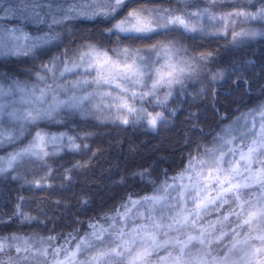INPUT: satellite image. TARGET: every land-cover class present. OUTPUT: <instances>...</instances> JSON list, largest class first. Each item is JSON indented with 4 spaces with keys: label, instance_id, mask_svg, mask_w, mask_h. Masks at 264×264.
<instances>
[{
    "label": "trees",
    "instance_id": "obj_1",
    "mask_svg": "<svg viewBox=\"0 0 264 264\" xmlns=\"http://www.w3.org/2000/svg\"><path fill=\"white\" fill-rule=\"evenodd\" d=\"M0 3L3 7H10L16 6L19 0H0ZM38 3L43 5V23L17 15L0 20V25L5 29L23 27L29 30L32 25L34 31L45 32L53 38L28 55L4 52L5 44L4 54L0 55V80L31 79L42 64L65 50L75 52L83 43L93 42L107 50L117 47V38H109L104 31L108 23L103 18L86 19L69 14L71 18L62 19L65 14L62 9L76 6L80 0H38ZM190 3L206 5L205 0H190ZM48 5H51L52 11L44 15L49 12ZM141 5L184 7L176 5L174 0H132L131 7ZM192 8L194 7H189L188 11ZM217 10H233L231 0H223ZM124 11L126 10H122V14ZM3 15L0 11V16ZM53 15L62 19V22L52 24ZM251 26L260 27L255 23ZM207 33L209 32L184 33L177 30L155 36L151 41L175 42L187 49L185 53L189 56L206 51L215 54L207 69L187 79L183 87L175 88L166 107L156 105L163 110L165 118L158 121L155 128L143 120H129L125 125L115 118L101 117L94 113L82 115L79 111L69 109L61 110L57 116L61 123L40 122V126L47 130L64 131L78 137L77 143L81 144V150L65 148L59 155L49 157L47 165L37 161L0 175V237L10 238L15 235L21 240L9 239L10 243L21 244L27 239L33 246V252L28 254V260L22 264H42L50 259L51 255L43 257L38 252L39 240L47 237H56L50 242L53 247L62 246L73 250L78 239H83L92 231L89 223L106 228L111 221L104 219V213L112 215L113 209L123 212L120 205L128 203L126 198L129 195L136 199L142 198L159 179L174 177L188 167L190 154L196 157L203 153L204 147L198 152L197 145L211 148L214 137H219L226 125L264 103V37L245 38L233 44L230 37ZM147 43L149 42L120 41L121 46L144 47ZM216 69H222L224 76L213 81L208 71ZM201 89L204 91L201 92ZM85 133L91 135L85 136ZM28 138L29 134L25 132L23 137L13 143L5 142L0 150L19 147ZM84 144L88 147L84 148ZM77 163H86V166L74 168L73 165ZM48 166L52 170L48 180L52 187L42 189L33 186L30 181L40 179ZM69 169L70 172L67 171ZM140 172L145 175H137ZM250 190L257 196L260 194L258 188ZM17 204L34 219L26 221L21 216L13 215ZM226 206L234 209L235 204H225L219 210L213 205L212 209L199 216L196 225L191 228L196 229L198 224L201 225L202 232L209 241L221 232H226L227 235L222 240L212 242L210 249L207 244L200 245L193 241L184 251L191 250V256L195 257H185V260H191V264H200L202 259L206 262L204 264H211L214 257L220 260V264H249L244 254L233 253V250L229 252L234 239L233 229L236 236L242 237L246 234L248 225L237 227L236 216H229L225 220L224 216L229 210ZM120 218L117 216L116 220ZM250 227L258 229L259 233L264 232L262 221H254ZM69 233H72L71 237ZM246 236L248 242H251L257 234ZM245 238L244 236L237 241ZM179 248L170 244L166 249H157L149 257V264H174L173 258L177 256ZM214 248L216 252L212 253V257L206 255L205 249L211 252ZM239 249L236 247L234 250ZM51 251L52 247H49V253ZM165 251L171 252V256L167 261H161L159 257L168 254ZM11 255L15 257L17 253L12 250ZM89 257L88 253L81 252L73 259L80 261Z\"/></svg>",
    "mask_w": 264,
    "mask_h": 264
},
{
    "label": "snow or ice",
    "instance_id": "obj_2",
    "mask_svg": "<svg viewBox=\"0 0 264 264\" xmlns=\"http://www.w3.org/2000/svg\"><path fill=\"white\" fill-rule=\"evenodd\" d=\"M174 2L176 5H183L184 7H149L144 5L131 7L132 0H80L78 5L62 9L65 13L62 19L71 18L69 14L82 16L86 19L103 18L108 23L104 31L109 38H117V47L106 50L96 43L88 42L83 43L80 49L75 52L70 53L69 50H65L61 56L54 57L47 64H42L39 72L35 73L36 79L45 84L43 88L35 85L32 88H28L20 81H13L14 87H10L8 93L10 94L14 90L26 93L30 99L24 101L22 96L21 100L22 102L30 103L32 107L20 114V110L15 108L7 111L6 106L0 103V146L5 142L13 143L23 137L25 132H28L31 140L26 146L9 153L6 157L0 156V175L9 170H16L19 167L34 164L37 161L47 165L49 157L59 155L65 148L72 151L81 150V144L77 143L78 137H73L63 132L53 133L46 131L40 126V122L61 123L62 121L58 120L57 116L63 109L79 111L82 115L86 114L89 111L86 102L90 103L92 97L96 94L87 91V86L96 85L99 88L102 84H115L116 88L122 89L123 92L127 93L130 89L120 83V81H127L132 85L143 84L148 90L139 94L140 100H144L145 97H151L156 105L166 107L174 87L176 85L183 87L186 79H191L198 75L201 70L207 69L214 58L215 54L211 51L199 52L196 55L189 56L183 66L167 62V71H161L160 68L151 69L150 59L148 56L142 55L143 53L155 55L159 59L161 52L168 57L175 47V42L171 41L151 43L155 36L165 35L177 30H182L184 33H196L197 31L205 33L204 24L207 23L214 29L213 32L207 34L225 38L230 37V42L233 44L239 43L245 38L264 37V0H231L234 10L220 13H217L216 9L223 3V0H205L207 5L205 7L192 5L190 0H174ZM189 7H196L197 10L188 11ZM48 8L49 12L44 13V15H48L52 11L51 5H48ZM250 8L254 10H249ZM37 9H40V11ZM122 10L126 11L122 14ZM0 11L4 13L3 16H0V20L19 15L37 23L44 22L42 16L43 5L39 4L38 0H19L16 6L10 7H3L2 3H0ZM62 19H58L53 15L51 16V23L59 24ZM254 23L259 24L260 27H252L251 25ZM244 25H249V27ZM5 32L8 33L9 54L28 55L33 49L40 47L53 38L47 34L34 36L19 28L5 29L0 25V55L4 54ZM121 39L149 43L144 47H136L134 45L121 46ZM184 51L187 52V49H184ZM109 52L115 54L117 59H113ZM138 60L140 63L137 62ZM81 67L84 68L85 74H81L80 79L68 81L67 83H57L55 87L48 83L49 75L53 81H56L58 77L62 78L66 73L73 72ZM90 69L95 70L92 79H89L87 75ZM150 71L154 72V78L149 75ZM208 75L211 80L215 81L222 79L224 73L209 70ZM146 76L149 77L150 87L145 83ZM57 89L64 92L66 98H61ZM77 90L81 94L78 95ZM160 90L164 91L161 93ZM203 91L201 89V92ZM37 92L39 95H37ZM5 94L3 86L0 85V97ZM102 95L111 96L112 93L104 92ZM136 96L137 93L132 91L131 97L135 99ZM117 99L120 101L116 106L118 110L126 109L128 113H135L137 120L144 119L153 128L156 127L158 121L165 118L163 112L153 114L144 108L136 109L128 103L127 97L118 95ZM93 107L99 108V105H93ZM172 111L174 112V110ZM254 114H259L261 117L259 133L254 134V138L248 143L246 151L243 148L239 151V159L225 160L229 153L233 154V156L236 154V149L234 148H228L225 151V145H231L232 140L214 137L213 148L197 145L198 152L201 147H204L203 153L196 157H192L190 154L188 167L179 173L178 176L172 178L173 180L183 179L186 173H194V175H188L190 184L181 185L182 191L178 190V195L182 199L186 196L190 197L193 207L191 211H187V199H183L184 207L177 212L176 216L168 217L169 219L183 226L191 218V223L195 224L200 212L206 210L209 205H216L219 210L225 204L234 203L236 208H239V211L230 209L228 214L224 216L225 220L229 216H236L239 221L237 227L240 228L244 225H252L254 221H264V104L259 105L248 113L249 116ZM5 117L10 121H23L24 123L19 124L14 132L6 134L3 129ZM116 119L125 125L129 123L128 118L124 115H118ZM27 126H31V128ZM253 127H255L254 121ZM84 135H91V133H85ZM83 147L87 148L88 145L84 144ZM225 163L227 167H224ZM253 164H258L259 167L254 169L252 167ZM85 166L86 163L73 165L74 168H83ZM67 171L70 172L71 169ZM244 173H248V175H243ZM51 175L52 170L48 166L40 179H34L30 183L42 189L51 188L52 185L48 182ZM137 175L144 176L145 173L140 172ZM238 177L240 178L238 179ZM67 178L71 179L70 176ZM170 187H173V185L165 181L159 188L155 189V192H163L164 195H144L140 199L129 195L126 198L128 203L120 205L124 210L123 212L113 209L111 210L112 215L104 213V219L113 222L116 221L117 216L127 219L131 210L130 205L135 206L147 203L148 210L150 212L154 211L155 204L167 199V189ZM254 188H258L260 194L255 200H252L248 197L255 195V193L244 190ZM213 191L215 192L214 196L211 194ZM84 202L86 203L87 201ZM164 207H168V205L164 204L162 210ZM13 215L21 216L26 221L34 219L25 213L19 204L16 205ZM161 219H163V216ZM88 226L92 231L83 239H78L74 249L70 252L62 246L53 247L50 242L54 241L56 237H47L39 240V255L43 257L51 255L53 257L51 264H65V262L67 264H149V257L157 249H166L172 244L173 246L180 245L179 254L173 258L174 264H183L184 250L193 241L198 242L200 245L207 244L210 249L212 242L222 240L227 235L226 232H221L209 241L204 232H200L197 235H188L185 241L179 239L160 241L156 231H150L144 232V236L149 238L150 243L147 246L142 243L139 248H135V236L140 235L141 231L148 227V225H139L133 227L132 232L128 234L132 237L131 239H124L125 233L123 228H121L115 232L114 240L106 242L110 243L111 246L102 248L95 245L93 239L89 237L94 238L96 241H104L103 233L107 232L108 229L96 223H89ZM111 226L115 227L114 224ZM161 227L171 229L172 224L163 225L156 220H151L152 229L158 230ZM233 234H236L235 229H233ZM68 235L71 237L72 233ZM9 239L11 241L21 240L20 237L15 235L10 238L0 237V264H22L23 261H27L28 254L33 252V246L29 240L25 239L21 244H16L10 243ZM254 239L261 241V244L259 246H251L246 255L254 259L255 264H261L260 254L264 252V234L257 235ZM238 243L247 244L248 238L246 237L243 241H233L229 252L235 249ZM49 247H52L51 253H49ZM12 250L17 253V256L11 255ZM89 250H94L95 254L80 261L73 259L81 252ZM61 252L64 253V258L57 260L56 257ZM169 256H171V252H168L166 256L159 257V259L167 261ZM116 258H119V260ZM42 264H49V262L45 260ZM200 264H203V261Z\"/></svg>",
    "mask_w": 264,
    "mask_h": 264
},
{
    "label": "rangeland",
    "instance_id": "obj_3",
    "mask_svg": "<svg viewBox=\"0 0 264 264\" xmlns=\"http://www.w3.org/2000/svg\"><path fill=\"white\" fill-rule=\"evenodd\" d=\"M205 6H207V5H205ZM205 6H203L201 4L199 5V7H205ZM153 7H157V6H153ZM196 10H197L196 7H194L189 11H196ZM249 10H254V9L250 8ZM230 11H232V10H230ZM220 12H226V11L217 10V13H220ZM244 26L249 27V25H244ZM204 27L206 29L205 32H213L214 31V29L211 27V25H209L207 23L204 24ZM12 28L22 29L23 31L28 32L34 36L35 35H45V32L34 31V29H33L34 26H32V25L30 27V30L23 28V27H6V29H12ZM237 30H239V29H237ZM4 37H5V44H6V47L4 48L6 51H4V52H7V51H9V47H10V44L8 42V33L7 32L4 33ZM21 43H23V42H21ZM109 54L113 56V59H117L115 54H113L111 52H109ZM142 55L149 57L151 69L160 68L161 71H167V68H166L167 62L177 64L178 66H183L185 61L189 57V55H187L185 53L183 47L180 44H176V43H175V47L173 48L172 52L169 54L168 57H166L163 52L160 53L159 59H157V57L155 55L148 54V53H143ZM59 56H61V54L55 55V57H59ZM137 62L140 63L139 60ZM47 63H45V64H47ZM162 66H164V67H162ZM94 71H95L94 69H90L89 72L87 73L89 79H92V76L94 75ZM212 72H223V70L222 69H216ZM41 74H43V73H41ZM81 74H85L83 67L78 68V69L74 70L73 72L66 73L65 76L62 78L58 77L56 81H53L51 79V76L49 75L48 83L52 84L53 87H55V85L57 83H67L68 81L80 79ZM149 75L152 76V78H154V72L150 71ZM13 81H20L21 83L26 85L28 88H32L34 85L39 87V88H43V87H45V84L41 81H38L36 79L35 75L31 79H26V80H17L14 78H11V79L5 80V81L0 80V85L3 86L5 93H6L3 97H0V103L4 104L6 106L7 111H11L13 108H15V109L20 110V114H23V111L31 108L32 105L28 102H22L21 97L22 96L24 97V101H28L30 98L26 93H21L18 90H14L12 93L9 94L8 89L10 87H14ZM120 83H122L126 87H128L130 89V91L125 93L122 91V89L116 88L115 84H112V85L102 84L99 88H97L96 85L87 86V91L96 93L92 97L90 103L86 102V106L89 109V111L87 113H94V114L101 116V117H108V118H115V119L118 115H124L128 118V120L139 121L136 119L135 113H128L126 109H119V110L117 109L116 106L120 103V101L117 99L118 95L127 97L128 103L133 105L138 110L140 108H144L148 112H152L153 114H155L156 112H163V110L161 108L156 106L155 102L152 101L151 97H145L144 100H140L139 94L142 91L148 90V88L145 85H143V84L142 85H132V84L128 83L127 81H120ZM145 83L148 85V87H150V80H149V77H147V76L145 77ZM180 87H181L180 85H176L174 87V89L172 90V93L174 92L175 88H180ZM57 91L59 92V95L61 98H66V94L64 92H61L59 89H57ZM132 91H135L137 93V96L135 99H133L131 97ZM160 91L162 93L164 90H160ZM104 92H111L112 95L111 96L102 95V93H104ZM77 94L79 95V94H81V92L79 90H77ZM37 95H39L38 92H37ZM97 104L99 105V108L93 107V105H97ZM250 112H252V110L249 111L248 113H250ZM248 113H245L238 120H235L233 123L226 125L223 128V131L221 132V134L219 135V137H223L225 140H232L231 145H225V151H227L228 148L236 149L235 156H233V154L229 153L225 157L226 161L231 160V159H239V151L242 148L246 151L248 143H250V141L254 138V134L259 133V123L261 120L260 115L254 114L253 116H249ZM141 120H143L147 123L146 120H144V119H141ZM253 121L255 123V127H253ZM23 123H24L23 121H19V122L10 121L7 119V117H5L4 122H3V129H4L6 134L8 132H14L15 129L19 126V124H23ZM43 129L46 131H49V132H53V133H60V132L67 133L64 131H50V130H47L45 128H43ZM68 135H70V134H68ZM30 140H31V136L29 135V138L26 139L25 142H23V144L21 146H19V147L17 146L15 148H11V147L6 148L3 151L0 150V156L6 157L9 153L14 152L21 147L26 146L30 142ZM213 147H214V145L211 148H213ZM49 150H50V147H49ZM241 163H243V162H241ZM224 167H227L226 163H225ZM252 167L255 169L256 167H259V165L253 164ZM19 168H21V167H19ZM183 170H181L179 173H181ZM179 173H177L175 176H178ZM188 175H194V173H191V172L186 173L184 175L183 179L173 180L172 179L173 177L170 179L169 178L159 179L155 183V185L152 187V189L145 195H164L163 192H160V193L155 192V189L159 188L163 182L167 181V183L170 185H173V187H170L167 189L168 195H167L166 200L162 201L161 203L155 204V210L151 211V212L148 210L147 203L135 205L133 207L131 206V208H130L131 210L128 214L127 219L120 218L114 222L111 221L110 223H108V225L106 226V229H108V231L103 233L104 241H93V243L95 245H97L98 247H102V248L110 247L111 244L106 243V242L114 240L115 239V232L119 231L121 228H123V232L125 233L124 239L129 240L132 237H130L128 234H130L132 232L133 227H136L139 225H148V227L143 229L141 231L140 235L135 236V241H136L135 246H134L135 248H139L142 243L145 246H147V244L150 243L149 238L144 236V232L156 231V235L158 237V240H160V241H163L165 239H179L181 241H185V240H187L188 235H190V234L195 235V234L202 232L203 227L199 224L196 226V229L191 228V226L194 225L191 223V218L189 219V221L187 223L183 224V226H181V224L176 223V222H174L168 218L170 216H176L177 212L181 211V209L184 207L183 199H187V211H191V209L193 207V202L190 199V197L186 196L182 199L178 195V190L182 191V188L180 187L181 185H189L190 184V182L188 180ZM243 175H248V173H244ZM239 178L240 177H238V179ZM213 187H215V185H213ZM244 191L251 192V190H244ZM211 194L214 196L215 192L213 191ZM256 197H257V194L249 196L248 198L255 200ZM164 204H167L168 207H164L162 210V206ZM212 208H213V205H209L206 210L200 212V215L203 214L204 212H207L208 210H210ZM226 208L230 210V208L228 206H226ZM233 208L235 209V211L239 210V208H236L235 206H233ZM229 210L226 211L227 214H228ZM162 216H163V219H161ZM151 220H156L163 225L172 224V228L169 229L167 227H161L158 230H154L151 228ZM238 223H239V221H238ZM112 224L115 225L114 228L111 226ZM204 224H206V222H204ZM250 226L251 225L247 226L248 227L247 231H245L246 234H244L245 237H247L246 235H248V234L250 237H251V234H257V235L264 234V232L259 233L258 229H253ZM189 230H191V231H189ZM197 231H199V232H197ZM165 233H167V235H165ZM244 236L238 237V236L234 235V237H233L234 239L232 240V242L237 241L241 238H244ZM254 240H252L251 242H248L247 244L240 243V246H236L237 248L238 247L240 248L239 251H235L233 249L232 252L236 253V254H242V255L244 254L245 258H247L249 260V264H255V260L250 258L248 255H246V251H245L248 249V246L253 243ZM241 241H243V240H241ZM177 246L180 247V245H177ZM70 251L71 250H69V252ZM165 252H168V251H165ZM196 252H197V250H196ZM36 253H37V251H36ZM86 253H88L90 256L95 254L94 250H89ZM194 257L195 256H190V257H188V259H190V258L193 259ZM63 258H64V253H60L56 257L57 260H62ZM52 259H53V257L51 256L50 259L47 260L49 262V264H51ZM200 261H202V259ZM241 261H244V260H241ZM211 262H212L211 264H220L221 263L220 260H218V259L217 260L214 259ZM66 263L67 262H65V264ZM204 263H206V262L203 261V264Z\"/></svg>",
    "mask_w": 264,
    "mask_h": 264
},
{
    "label": "clouds",
    "instance_id": "obj_4",
    "mask_svg": "<svg viewBox=\"0 0 264 264\" xmlns=\"http://www.w3.org/2000/svg\"><path fill=\"white\" fill-rule=\"evenodd\" d=\"M262 222H264V221H262ZM260 244H261V241L255 239L253 241V243L248 246V249L245 250L246 253L250 250L251 246H253V245L259 246ZM205 252L207 253V255H209V257H212V253L216 252V249L215 248L212 249L211 252H207V249H205ZM178 254H179V250L177 251V255ZM190 256H191V250H188L187 252L184 251V253H183V264H191L190 260H185L184 259L185 257H190ZM212 259L214 260V257H212ZM260 260H261V264H264V252H261Z\"/></svg>",
    "mask_w": 264,
    "mask_h": 264
},
{
    "label": "bare ground",
    "instance_id": "obj_5",
    "mask_svg": "<svg viewBox=\"0 0 264 264\" xmlns=\"http://www.w3.org/2000/svg\"><path fill=\"white\" fill-rule=\"evenodd\" d=\"M52 33V32H51Z\"/></svg>",
    "mask_w": 264,
    "mask_h": 264
}]
</instances>
